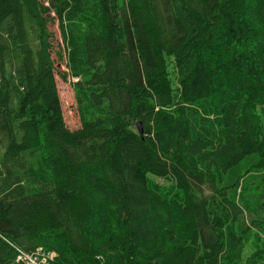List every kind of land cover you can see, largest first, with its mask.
<instances>
[{
    "label": "trees",
    "instance_id": "16d2710c",
    "mask_svg": "<svg viewBox=\"0 0 264 264\" xmlns=\"http://www.w3.org/2000/svg\"><path fill=\"white\" fill-rule=\"evenodd\" d=\"M200 99L221 120L196 131ZM251 155L264 184V0H0V264L39 247L49 264H263L229 184L204 187Z\"/></svg>",
    "mask_w": 264,
    "mask_h": 264
},
{
    "label": "rangeland",
    "instance_id": "374dc122",
    "mask_svg": "<svg viewBox=\"0 0 264 264\" xmlns=\"http://www.w3.org/2000/svg\"><path fill=\"white\" fill-rule=\"evenodd\" d=\"M51 28L55 34V51L52 54V58L57 68L56 79L63 114L67 126L71 130H75L81 125L76 89L73 86V81L76 79L68 78L67 81H64L60 76L62 71H67L68 69L66 62L58 58L56 51L61 50L66 60L67 50L64 47L58 24H53ZM169 71L174 81L173 64L169 65ZM189 113L196 131H199L203 127H211L221 120L220 114L213 108L211 101L208 99L198 100L189 107ZM255 161L256 156L251 155L236 167L231 168L228 173H217L208 178L207 183L204 185L206 194H209L213 192L214 187L217 189L218 186L227 183L229 184L228 190L232 193L233 198L241 203L244 213L238 219L236 227L242 234L250 228L245 239L244 260L259 249H263L264 251V184L261 179L263 173L253 168ZM150 178L167 189L164 195L168 197L175 195L176 188L174 186L169 187V180L153 175H150ZM44 251L46 253H55L54 256H57L56 251H47L45 249Z\"/></svg>",
    "mask_w": 264,
    "mask_h": 264
},
{
    "label": "built area",
    "instance_id": "2783aa9c",
    "mask_svg": "<svg viewBox=\"0 0 264 264\" xmlns=\"http://www.w3.org/2000/svg\"><path fill=\"white\" fill-rule=\"evenodd\" d=\"M55 253H46L42 247H39L36 251L31 253L20 252L18 260L22 259L27 264H49L51 260L55 258Z\"/></svg>",
    "mask_w": 264,
    "mask_h": 264
},
{
    "label": "water",
    "instance_id": "95a60500",
    "mask_svg": "<svg viewBox=\"0 0 264 264\" xmlns=\"http://www.w3.org/2000/svg\"><path fill=\"white\" fill-rule=\"evenodd\" d=\"M137 129H138V131L140 132L141 135L144 134V129H143L142 121H139L137 123Z\"/></svg>",
    "mask_w": 264,
    "mask_h": 264
}]
</instances>
